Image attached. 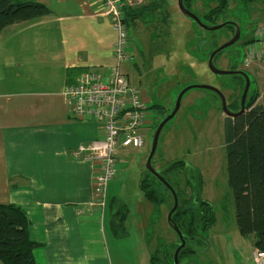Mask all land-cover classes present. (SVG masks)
I'll list each match as a JSON object with an SVG mask.
<instances>
[{"label":"crops","instance_id":"0c3cea01","mask_svg":"<svg viewBox=\"0 0 264 264\" xmlns=\"http://www.w3.org/2000/svg\"><path fill=\"white\" fill-rule=\"evenodd\" d=\"M18 1L42 3L52 13L0 35V205L14 204L27 214L31 239L41 245L34 251L37 264H110L106 238L114 207L125 204L130 212L122 190L128 169L138 165L139 175L143 168L142 159L137 164L131 157L140 159L148 147L154 113L145 145L119 148V173L105 208L97 206L95 164L76 151L104 131L100 124L71 118L63 92L86 71L110 77L117 36L95 0ZM260 65L250 68L256 72ZM145 176L143 169L139 177ZM139 202L151 213V225L154 207L143 196Z\"/></svg>","mask_w":264,"mask_h":264},{"label":"rangeland","instance_id":"374dc122","mask_svg":"<svg viewBox=\"0 0 264 264\" xmlns=\"http://www.w3.org/2000/svg\"><path fill=\"white\" fill-rule=\"evenodd\" d=\"M147 1L149 4H164V11L152 10L136 25L130 24V59L122 66L123 73L130 84L139 90L144 102L149 106H159L154 111L152 108L150 110L154 113L156 124L148 135V147L137 155L140 159L131 157V161L143 164V168L138 170L139 175L143 169L147 172L145 166L157 123L174 110L178 96L186 87H215L224 94L227 103L231 102V99L228 100L231 97L233 107L240 109L246 85L241 76L215 75L208 66L212 52L235 36L233 24L229 28L210 31L186 17L180 10L179 0ZM189 2L191 12L208 27L227 22L239 26V41L215 57L214 65L220 70L245 72L251 82L250 93L258 90V102L263 103L264 66L260 65L256 70L257 78L256 72L245 66L244 59L248 47L245 44L254 36V31L264 24V2L246 7L238 0H227L226 8L221 10L214 21L205 16L219 5V1ZM219 98L214 92L205 89L196 88L187 92L179 112L164 127L153 159L154 168L165 176L173 188L183 193L180 199L182 202L189 201L190 206L199 197L208 201L217 213L216 225L209 232L199 231L205 241L200 239L201 244L198 241L189 242L188 247L195 249L196 253L181 257L179 264H254L253 239L242 237L236 224L234 197L227 168L228 117L219 110ZM131 150L137 153L136 150ZM179 160L187 162L186 169L181 165L170 173L165 172L170 163ZM137 166L128 169L130 173L122 190L121 197L130 209L125 229L117 237L115 232L108 229L106 240L110 260L108 256L106 259L110 264H151L153 255L157 254L156 264L172 263L179 237L168 222L169 209L173 206L171 192L165 194L169 198V204L161 207L157 225H150L151 213L148 211L145 214V208L139 202L143 194L138 184L141 177L137 174ZM109 196L111 197V190ZM143 198L145 199L144 196ZM145 201L148 202L146 199ZM191 205L198 209L197 205ZM117 208L118 205L114 207V213Z\"/></svg>","mask_w":264,"mask_h":264},{"label":"trees","instance_id":"16d2710c","mask_svg":"<svg viewBox=\"0 0 264 264\" xmlns=\"http://www.w3.org/2000/svg\"><path fill=\"white\" fill-rule=\"evenodd\" d=\"M214 1H219V5L212 8L205 16L211 21H214L215 17L222 12L221 10L226 8L227 3V0ZM260 1L264 2V0H238L241 5L246 7ZM184 5L191 11L189 0H184ZM164 6L157 2L128 10L126 13L128 26L131 23L136 25L152 10L164 11ZM51 13V10L42 3L0 0V35L12 25L45 17ZM225 27L231 26L226 25ZM233 29L235 31L234 26ZM253 42L254 40L245 45H250ZM222 52L218 53L216 57ZM241 78L245 83V78L243 76ZM259 95L258 90L253 94L249 92L245 113L238 118L228 119L226 149L229 184L234 197L238 231L244 238H255L254 250L264 251V102L258 103ZM157 108L159 106H152L153 110ZM162 121L157 123L156 129ZM181 165L185 169L188 166L185 160L175 161L166 167L165 172L170 173ZM162 176L165 178L163 174ZM140 189L145 199L154 207L151 225L155 226L160 219L161 207L169 204V198L165 194L170 190L148 171L141 180ZM174 190L177 193L179 205L172 215V220L187 240L186 246L180 252V262L181 257H188L196 253L195 249L188 247V243L196 241L200 243V239L205 241L201 232H209L216 225L217 213L208 201L199 197H196L195 201L191 203L197 205L198 209L191 204L188 206L189 201L182 202L180 200L183 193L178 189L174 188ZM170 195L173 201V206L169 209L171 211L174 207V197L172 193ZM114 203L116 200L110 206H114ZM128 213V207L122 204L118 211L112 214L111 227L116 237L119 236V232L124 231ZM30 226L31 221L21 207L14 204L0 205V261L3 264H37L34 251L41 245L31 239ZM200 230L201 232H199ZM178 240L179 244L174 248L172 255V263L166 262L165 264H174L175 251L181 245L180 239ZM156 255L152 257L151 264H156L158 261Z\"/></svg>","mask_w":264,"mask_h":264},{"label":"built area","instance_id":"2783aa9c","mask_svg":"<svg viewBox=\"0 0 264 264\" xmlns=\"http://www.w3.org/2000/svg\"><path fill=\"white\" fill-rule=\"evenodd\" d=\"M102 14L109 18L117 36L114 44L115 64L110 77L96 71L84 72L75 84L65 87L63 96L70 108L71 118L97 123L104 136L88 145H80L76 155L95 164V203L105 208L110 183L119 173L117 152L121 147L145 145L152 106L144 102L139 90L130 84L122 71L129 59L130 35L126 13L142 6L147 0H95ZM245 66H264V24L255 31L254 42L248 45ZM254 264H264V251L254 250Z\"/></svg>","mask_w":264,"mask_h":264},{"label":"water","instance_id":"95a60500","mask_svg":"<svg viewBox=\"0 0 264 264\" xmlns=\"http://www.w3.org/2000/svg\"><path fill=\"white\" fill-rule=\"evenodd\" d=\"M179 7L181 12L188 18L192 19L193 21H195L198 25H200L202 28L210 30V31H218L220 29H222L223 27H225L228 23L222 24V25H217V26H213V27H208L206 26L201 19L194 13H192L191 11H189L185 5H184V0H179ZM233 24L236 27V34L235 36L228 41L227 43H225L224 45H222L221 47H219L217 50H215L209 58L208 61V66L210 71L215 74V75H219V76H225V75H241L245 78L246 81V85H245V89H244V93L241 99V110L239 112L236 113H232L227 106V101H226V97L224 96V94L217 88L215 87H211V86H206V85H191L186 87L178 96L177 101H176V105L174 110L160 123V125L158 126V128L155 131L154 137H153V142H152V147L150 150V154L149 157L147 159L146 162V170L152 174L153 176H155L159 181H161L172 193L173 197H174V207L172 208V210L170 211L169 215H168V222L170 227L176 232L177 236L180 239L181 245L177 248V250L175 251V255H174V264H179V256H180V252L181 250L186 246V238L183 235V233L181 232V230L179 229V227L173 223L172 220V215L173 213L178 209V205H179V201H178V196L176 191L174 190V188L169 184V182L162 176V174L156 170L153 167L152 161L155 157V154L157 152V148H158V144H159V139H160V135L164 129V127L167 125V123H169L172 119H174V117L177 115V113L179 112L180 108H181V104H182V100L184 95L189 92L192 89H205V90H209L214 92L215 94H217L220 99H221V109L223 110V112L228 116L231 117L233 119L238 118L240 116H242L245 111H246V101L248 99V95L250 92V87H251V82L249 77L247 76V74L245 72H241V71H225V70H220L218 69L215 65H214V58L215 56L222 52L223 50L234 46L240 39L241 36V30L239 28V26L235 23H230Z\"/></svg>","mask_w":264,"mask_h":264},{"label":"flooded vegetation","instance_id":"af4514ba","mask_svg":"<svg viewBox=\"0 0 264 264\" xmlns=\"http://www.w3.org/2000/svg\"><path fill=\"white\" fill-rule=\"evenodd\" d=\"M227 23H228V22H227ZM230 23H233V22H230ZM230 23H228L227 25L233 26V25H231ZM225 28H226V27H225ZM235 29H236V27H235ZM232 38H233V37H232ZM232 38H231V39H232ZM231 39H230V40H231ZM230 40H229V41H230ZM217 49H218V48H217ZM217 49H216V50H217ZM214 51H215V50H214ZM212 53H213V52H212ZM215 57H216V56H215ZM219 99H220V98H219ZM229 99H231V102H228V103H227L228 109H229L232 113H233V112H234V113L239 112V111L241 110V107H240V109H235V108L233 107V104H232V98L230 97V98H228V100H229ZM226 101H227V99H226ZM219 110H220L221 112H223V110L221 109V107L219 108ZM227 117H228V116H227ZM229 118H230V119H233V118H231V117H228L227 120H228ZM176 250H177V249H176Z\"/></svg>","mask_w":264,"mask_h":264}]
</instances>
